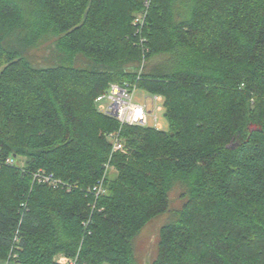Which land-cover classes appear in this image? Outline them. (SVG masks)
<instances>
[{"label":"trees","instance_id":"1","mask_svg":"<svg viewBox=\"0 0 264 264\" xmlns=\"http://www.w3.org/2000/svg\"><path fill=\"white\" fill-rule=\"evenodd\" d=\"M145 12L144 0H0V67L23 55L6 38L30 19L36 36H60L55 65L18 61L0 80V264H136L132 241L177 184L185 202L153 264H264V0H151ZM112 83L162 96L167 130L101 114ZM19 158L26 169L6 163ZM39 171L58 184L35 182Z\"/></svg>","mask_w":264,"mask_h":264},{"label":"rangeland","instance_id":"2","mask_svg":"<svg viewBox=\"0 0 264 264\" xmlns=\"http://www.w3.org/2000/svg\"><path fill=\"white\" fill-rule=\"evenodd\" d=\"M151 0H144V6L146 8V16H148V11L150 9ZM140 13H137L136 16H139ZM141 18V17H140ZM133 25V24H132ZM135 27V36L137 34L139 37V41L143 40L147 42V38L142 36V29L141 30L137 26ZM142 37V38H141ZM145 38V39H144ZM60 36L55 35H47L43 37H38L33 33L32 30V21L29 20V24L25 29L21 31H17L16 33L12 34L9 38H6V43L9 46L24 49L23 55L19 52V56L14 57V62L7 63V65H2L0 67V80H4V70L6 73L10 68L11 64L14 65L16 62L19 63L26 62L31 68L33 69H44L55 65L57 60V52L59 48ZM148 53V49H145L144 54ZM160 57H166V54H162ZM159 57V58H160ZM162 61L161 59H159ZM158 60V61H159ZM91 62L83 56L78 55L76 57L74 67L77 69H87L89 68V64ZM146 55L142 57L141 65L139 74L144 73L146 70L144 66L146 65ZM156 63V62H155ZM144 69V70H143ZM152 70V68H150ZM149 69V71H150ZM148 71V70H147ZM110 86V85H109ZM101 96V95H100ZM151 95L143 92L142 90L137 91L136 93V101L139 104H143L146 98H150ZM105 103H108L106 100ZM148 105L151 102L148 100ZM159 123L161 124L164 130H167V120L164 115V112L157 113ZM150 125H153L152 118L149 119ZM25 159L19 158L13 163L16 167L21 170L26 169ZM7 163V161H6ZM9 165H11L9 163ZM110 177L115 176V171L110 169ZM183 189L180 188L179 184L175 185L170 193L171 199V208L168 213H164L161 216L153 219L150 221L134 238L132 241V250H133V257L136 264H153V262L157 259L159 253V242H160V231L161 229L167 225L174 223L179 218V212L185 202V199L182 197ZM62 257H66L65 255L61 254L55 257V261L57 262ZM68 257V256H67Z\"/></svg>","mask_w":264,"mask_h":264},{"label":"built area","instance_id":"3","mask_svg":"<svg viewBox=\"0 0 264 264\" xmlns=\"http://www.w3.org/2000/svg\"><path fill=\"white\" fill-rule=\"evenodd\" d=\"M141 17V18H140ZM138 17L134 24L141 30L145 20V15ZM143 43V40L141 41ZM140 80V74L137 77V81ZM138 91L137 84L123 83L110 84L107 91L96 99L98 110L106 117L115 119L121 127L125 126H151L157 130H162V126L159 123L157 113L164 112L163 97L158 95H151L150 98H146L143 104H139L136 101V93ZM108 103H105V101ZM148 100L151 102L147 104ZM152 118L153 125H150L149 119ZM109 140L112 144V153L124 152V144L121 140L120 133L110 134ZM7 163L13 164L11 159L7 160ZM34 181L43 185H55L56 180L39 171L34 174ZM102 184V183H101ZM95 186L92 189V193L95 198H98L103 192L102 185ZM59 264H76L75 260H71L67 257H62L58 260Z\"/></svg>","mask_w":264,"mask_h":264},{"label":"water","instance_id":"4","mask_svg":"<svg viewBox=\"0 0 264 264\" xmlns=\"http://www.w3.org/2000/svg\"><path fill=\"white\" fill-rule=\"evenodd\" d=\"M165 117H166V115H165Z\"/></svg>","mask_w":264,"mask_h":264}]
</instances>
